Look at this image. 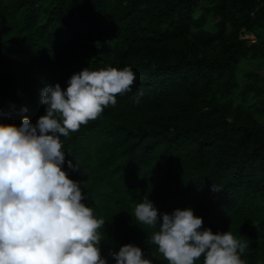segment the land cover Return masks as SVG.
Listing matches in <instances>:
<instances>
[{
  "label": "trees",
  "instance_id": "trees-1",
  "mask_svg": "<svg viewBox=\"0 0 264 264\" xmlns=\"http://www.w3.org/2000/svg\"><path fill=\"white\" fill-rule=\"evenodd\" d=\"M109 64L132 66V90L61 137L64 170L105 221L101 256L114 264L134 243L169 264L134 215L147 194L160 212L193 208L247 245L245 264H264V0H0V122L35 123L45 84Z\"/></svg>",
  "mask_w": 264,
  "mask_h": 264
},
{
  "label": "clouds",
  "instance_id": "clouds-1",
  "mask_svg": "<svg viewBox=\"0 0 264 264\" xmlns=\"http://www.w3.org/2000/svg\"><path fill=\"white\" fill-rule=\"evenodd\" d=\"M134 80L131 65L85 67L65 88L57 82L38 90L45 114L35 123L27 115L19 125L0 122V264H108L98 231L105 221L83 202L79 181L64 170L61 137L114 106L116 94L130 92ZM0 115L7 113L0 109ZM67 165L78 168L71 160ZM213 190L219 191L214 185ZM134 215L158 229L151 240L169 264H195L202 254L203 264H245L241 253L247 245L231 231L202 227L191 207L160 212L146 194ZM111 254L114 264H154L134 243Z\"/></svg>",
  "mask_w": 264,
  "mask_h": 264
},
{
  "label": "rangeland",
  "instance_id": "rangeland-1",
  "mask_svg": "<svg viewBox=\"0 0 264 264\" xmlns=\"http://www.w3.org/2000/svg\"><path fill=\"white\" fill-rule=\"evenodd\" d=\"M243 37H247L248 39H250L248 36H246V35H244ZM245 67H247L246 66V62L245 61H242L241 63H240V69L238 70V72H237V79H240L241 77H242V75H241V70L243 69V68H245ZM258 71L260 72V73H264V64H262V66L258 69Z\"/></svg>",
  "mask_w": 264,
  "mask_h": 264
},
{
  "label": "crops",
  "instance_id": "crops-1",
  "mask_svg": "<svg viewBox=\"0 0 264 264\" xmlns=\"http://www.w3.org/2000/svg\"><path fill=\"white\" fill-rule=\"evenodd\" d=\"M246 36H248V37L250 38V40H251V41H253V40H254V37H253V35H246Z\"/></svg>",
  "mask_w": 264,
  "mask_h": 264
}]
</instances>
